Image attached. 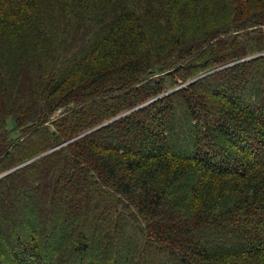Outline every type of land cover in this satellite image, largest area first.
I'll list each match as a JSON object with an SVG mask.
<instances>
[{"label": "trees", "instance_id": "obj_1", "mask_svg": "<svg viewBox=\"0 0 264 264\" xmlns=\"http://www.w3.org/2000/svg\"><path fill=\"white\" fill-rule=\"evenodd\" d=\"M11 169L0 222L42 170L28 193L49 225L18 218L7 264H264V0H0Z\"/></svg>", "mask_w": 264, "mask_h": 264}, {"label": "rangeland", "instance_id": "obj_2", "mask_svg": "<svg viewBox=\"0 0 264 264\" xmlns=\"http://www.w3.org/2000/svg\"><path fill=\"white\" fill-rule=\"evenodd\" d=\"M208 73H210V72L204 73L203 76H206ZM194 80H196V78H194ZM204 82H206V81L204 80L203 83ZM184 85H186V84H183L182 86H184ZM7 121H8L7 122L8 123V128L10 130L12 129V133H11L12 137L15 138L16 136H18V132H14L13 131L14 119L13 118H9V119H7ZM176 126H177V128L180 127L182 130H184V132L186 131L187 134L191 130L189 128L190 125L188 123H186V122H182V123L178 122L176 124ZM183 136H185V135H182V137ZM82 137H83V133L77 135V137L75 139L80 140V138H82ZM189 142L192 145L193 140L189 139ZM67 143L68 142H66V144ZM53 150H55V148L52 149V151ZM44 154H47V152L44 153ZM29 162L30 161H26L25 164H27ZM11 172H12V169L10 171L6 172L5 174L1 175L0 178L5 176V175H7V174H9V173H11ZM34 177H36L37 179H39L42 182H47V180H48L45 177V175L42 172V170H39L38 175L29 174L25 181L23 180V181L17 182V188L15 189V194H14V196L11 195L12 202H13L12 215L14 217H16V219H14L13 225L10 224V225L6 226V225H4L3 222H0V232H4L5 233V237H7L9 239V242H10V245H8V248L4 249V247H3V251L0 250V252L3 254V255L0 254V260H1L0 264H5V263L7 264L8 263L7 260H9V257H10L8 255L9 254L8 251H10V246L12 245V242L14 240H16L19 237V238H22L21 239L22 242L24 241V243H25L27 241L28 233H26V232H28V230L24 229L25 226H24L23 222L22 223L17 222L18 218H20L21 221H23L25 218H27L29 223H31L32 221L36 220L37 223L41 224L40 225V227H41V235L44 237L45 234H46L45 233V228L48 227L49 223H44L45 222V217H44V214H43L44 211L42 210V206L39 203V200H38L37 196H32V195H29V193H28V191H31V189H32V185H33L32 179ZM34 184H36V182H34ZM66 189H69V188H67V186H65V190L64 191H66ZM18 191L22 195H23V193H26V194L28 193L27 194V197H28V199H27V208L26 209L24 208V210H22L20 208L19 200H18V197H17ZM72 194L73 193H71V195ZM59 197H60V195H59ZM68 199L70 200V201L68 200V202L63 199L61 204L65 207V209H68V213H69V216H70L71 211H73L74 204L77 205L79 203V201H78L79 199H76L74 196L68 197ZM80 203H81V201H80ZM5 209H7V208H5L2 205L0 206V212L3 214L2 215L3 217L6 216L5 214H6L7 210H5ZM19 210H20V212H19ZM64 216L66 217V215H64ZM24 222L27 223V221H24ZM47 222H50V220L47 221ZM62 223H64V224H62L61 227L55 228L54 231L49 236L46 237V241H48V242H46V244L43 246V250L45 251V253L51 252L52 246L57 244V243H59L61 238L64 237V234L71 236V233H72V230H73V227H72L73 226V221H71V218H67L66 217V219H64ZM43 224H45V225H43ZM54 234H56V235H54ZM58 239H59V241H58ZM13 249L18 250L19 252L23 251L22 247H20V246L19 247H14ZM6 254L8 256H6ZM27 260H28V258H27ZM49 261H51V260H49ZM51 264H53V263H51Z\"/></svg>", "mask_w": 264, "mask_h": 264}, {"label": "water", "instance_id": "obj_3", "mask_svg": "<svg viewBox=\"0 0 264 264\" xmlns=\"http://www.w3.org/2000/svg\"><path fill=\"white\" fill-rule=\"evenodd\" d=\"M65 144H66V143H65ZM62 145H64V144H62ZM62 145H59L58 147H60V146H62ZM58 147H56V148H58ZM56 148H55V149H56Z\"/></svg>", "mask_w": 264, "mask_h": 264}]
</instances>
